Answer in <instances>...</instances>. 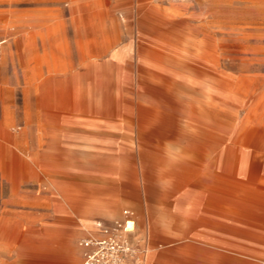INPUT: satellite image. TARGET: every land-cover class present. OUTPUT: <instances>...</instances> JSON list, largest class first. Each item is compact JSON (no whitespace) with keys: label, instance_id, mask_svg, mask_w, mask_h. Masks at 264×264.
<instances>
[{"label":"rangeland","instance_id":"obj_1","mask_svg":"<svg viewBox=\"0 0 264 264\" xmlns=\"http://www.w3.org/2000/svg\"><path fill=\"white\" fill-rule=\"evenodd\" d=\"M127 208L147 264H264V0H0V264Z\"/></svg>","mask_w":264,"mask_h":264},{"label":"built area","instance_id":"obj_2","mask_svg":"<svg viewBox=\"0 0 264 264\" xmlns=\"http://www.w3.org/2000/svg\"><path fill=\"white\" fill-rule=\"evenodd\" d=\"M98 226L104 236H90L81 241L82 264H145L146 247L136 242L135 213L125 209L123 217L112 225Z\"/></svg>","mask_w":264,"mask_h":264},{"label":"crops","instance_id":"obj_3","mask_svg":"<svg viewBox=\"0 0 264 264\" xmlns=\"http://www.w3.org/2000/svg\"><path fill=\"white\" fill-rule=\"evenodd\" d=\"M64 209H65V212L67 213V214H70V215H72L73 216V213L68 209V208H66L65 207V204H64ZM127 209H130V210H132L134 213H135V218H136V226H137V224H138V219H137V214H136V211L135 210H133V209H131V208H127ZM125 210V209H124ZM124 210H123V212H124ZM86 215L87 216H89L90 218H93V217H95V216H98V217H102V218H116V213L114 212V211H112V210H107V209H105V208H100V207H96V206H94V204H90L89 206H88V208H87V211H86ZM74 217V216H73ZM73 217H69V218H63L62 220H60L58 223H57V225L59 224V223H62L63 221H65V220H67V219H70V221L74 224V228H73V230L71 231V233H70V235L68 236V239H67V242L69 243V245H70V247H71V249L73 250V255L75 254L74 253V250H75V248H76V240H77V238L78 237H80V236H84L83 238H82V240L83 239H85V238H88V237H90V236H98V237H102V236H104V233H103V230L98 226V224H97V222H95L94 224H93V226H94V229H95V231L93 232V233H89V234H86V233H84L83 232V229L81 228V227H79L78 225V221H77V219L76 218H74L73 219ZM122 217H123V213H122ZM121 217V218H122ZM53 220H54V223H55V218H54V212H53ZM114 219H108V220H106L107 222H111V221H113ZM50 235H52V234H50ZM49 234H46L45 235V239H51V238H53L54 239V236L52 235V236H50ZM81 240V241H82ZM81 243V242H80ZM78 256H79V258H81V264H82V262H83V260H84V249L81 247V245H80V248H79V250H78ZM186 259H189V258H186ZM201 263H204V264H206V261H201L200 262V264ZM215 263H216V261H215ZM145 264H147L146 263V257H145Z\"/></svg>","mask_w":264,"mask_h":264},{"label":"bare ground","instance_id":"obj_4","mask_svg":"<svg viewBox=\"0 0 264 264\" xmlns=\"http://www.w3.org/2000/svg\"><path fill=\"white\" fill-rule=\"evenodd\" d=\"M68 93V92H67Z\"/></svg>","mask_w":264,"mask_h":264}]
</instances>
